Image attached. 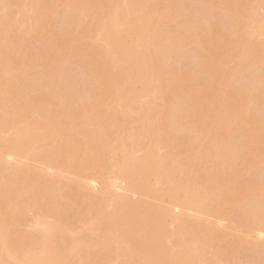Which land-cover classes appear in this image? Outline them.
Instances as JSON below:
<instances>
[{
	"label": "bare ground",
	"instance_id": "6f19581e",
	"mask_svg": "<svg viewBox=\"0 0 264 264\" xmlns=\"http://www.w3.org/2000/svg\"><path fill=\"white\" fill-rule=\"evenodd\" d=\"M212 1L166 0L180 23L175 31L165 32L160 26L162 14L158 27L152 22L154 0H51L48 5L45 0H32L19 11L17 20L10 16L8 3L0 0V10L6 12L0 17V129H11L4 141L7 146L0 143V173H8L9 158L17 159L14 182L0 184V250L5 258L15 260L4 264H64L74 240L56 219L74 218L73 209L97 201L84 193L89 182L73 179L71 168L79 162L80 171L98 164L109 122L117 126L137 121L145 139L137 144L134 137L130 143L119 139L113 147L119 153L114 158L116 189L110 207L95 214L103 229L95 235L102 248L94 255L95 264H216V259L227 264H264V147L260 146H264V90L255 97L261 119L246 108L242 91L264 81V63L256 80L241 90L227 89L240 65L246 68L254 59L264 60V52L251 42L245 48L224 47L229 32L222 23L228 20L245 29L248 25L239 21L242 11L237 0H225L226 13L220 16L214 15ZM143 6L148 12L137 13L136 8ZM32 7L39 21L18 36L16 23H30ZM59 9L66 11L59 20L60 33L47 40L45 26L56 19ZM96 28L103 29L105 43L77 48L90 60L80 61L83 73L71 70L65 62L77 52L78 37ZM254 33L264 36V19L257 21ZM29 37L38 44L28 43L23 50L21 41ZM144 39L145 45L140 46ZM247 52H252V59ZM197 55L200 64L193 61ZM230 58L237 60L236 66L227 70ZM162 60L173 65L162 66ZM182 65L190 66L192 72L182 70ZM196 65L206 69L203 86L195 76ZM162 73L171 77L169 97L178 106L168 107L159 121V104L167 102V97L157 104L153 82ZM191 81L195 85H189ZM18 84L23 91H17ZM84 91L87 101L81 111L72 108L83 99ZM112 96L115 99L110 101ZM144 98L154 99L146 103ZM102 106L116 111L102 113ZM4 107L11 112H4ZM26 111L33 115L30 124L22 121ZM236 119L242 137L235 136ZM95 123L96 130L90 131L87 126ZM157 130L173 151L165 159L157 153ZM55 138L61 140V147L53 148ZM135 145L140 147L138 156L132 151ZM43 147L50 150L41 153ZM178 153L191 164L179 166L182 180L172 183L170 172L176 168ZM208 158L218 166L213 173L203 170ZM35 160L42 165L36 166ZM59 164H65L63 171L57 170ZM238 165L243 172L254 169L262 174L251 175L237 186ZM220 183L225 184L222 190L216 188ZM47 186L50 191L45 193ZM57 186L66 193L59 195ZM31 199L57 218L39 221L34 238L21 237L16 224ZM68 204L73 208H67ZM57 207L63 208L62 214L55 212ZM232 211L238 214L236 226L229 229L224 220ZM230 235L238 238L234 249L244 260L210 251L212 243ZM23 242L38 245V250L23 253ZM252 252H258L259 258L250 260Z\"/></svg>",
	"mask_w": 264,
	"mask_h": 264
},
{
	"label": "rangeland",
	"instance_id": "374dc122",
	"mask_svg": "<svg viewBox=\"0 0 264 264\" xmlns=\"http://www.w3.org/2000/svg\"><path fill=\"white\" fill-rule=\"evenodd\" d=\"M4 2H7L10 7V16L17 20L19 18V11L26 6L30 5L32 0H3ZM157 1V7L156 12L154 15H152V22L155 24L158 23L159 17L162 14L164 16V20L161 22L160 19V26L162 30L165 32L170 31L173 32L177 29L180 23V18L176 15L175 12H173L168 6L166 0H154ZM225 0H213V12L215 16H220L221 14H225L224 9V2ZM51 2V0H45V5H48ZM6 3V5H7ZM237 5L240 7L242 13L241 18H239V21L244 24L246 23L248 27L245 29L243 27H237V25H233L228 20L224 23H222V28H226V30L229 32L228 36L224 40V47H227L228 49L230 46H239L240 48H245L246 45L251 42L253 44L258 45L259 50L264 52V36L258 35L254 33L255 26L257 24V21H261L264 19V0H237ZM65 10L59 9L56 19L48 24H46V36L47 40H50L51 38L59 35L60 33V18L65 13ZM137 13H147L148 7L145 6L140 7V10L136 8ZM6 14L5 11L0 10V17H3ZM31 16L32 20L30 23L26 24H20L16 23V34L18 36H22L23 32L25 33L30 27L36 26V24L39 21V14L38 11L32 7L31 9ZM85 31V30H83ZM89 32V31H88ZM147 39L141 40L139 42V45H145ZM30 43V45H37L38 41L35 37H29L27 38V42L25 40L21 41L22 49L26 50L27 44ZM105 43L104 41V31L103 29L96 28L94 30H91L90 34H86L83 32L77 39L76 42V50L77 48L79 50L85 48L88 45H94V44H100L103 45ZM229 46V47H228ZM226 48H224L225 50ZM226 51V50H225ZM249 52H247L248 54ZM224 54V53H223ZM252 54V52H251ZM251 54H248V58L252 57ZM206 57H211L212 55L209 53L205 54ZM69 58V59H68ZM66 60V66H68L71 70H74L76 72L83 73V68L80 65V61H88L90 60L89 56L77 51L75 53H71L69 57ZM253 58V57H252ZM251 58V59H252ZM263 59V58H262ZM262 59H254L252 60V63H249L245 68V64L240 65V70L237 74L234 75V78H232L231 82L227 86L228 90L237 91L241 90L243 86H245L249 81L256 80L257 77L262 74L263 71L262 63H264V60ZM193 61L196 64L201 63V58L199 55L195 56ZM236 61L232 58L228 59L226 61V69L232 70L236 66ZM251 61V60H250ZM249 61V62H250ZM246 62V61H245ZM162 66L164 64L172 66L173 64L168 63L164 60H162ZM194 63V64H195ZM218 65V64H217ZM198 67V71L196 72L195 76H197V81L200 84V86H203L207 81V74L206 69L204 70L202 66L196 65ZM190 68V69H189ZM182 70H186L189 72H192L191 67L188 65H182ZM43 73L42 71L38 73L40 75ZM36 74L35 72H32V77H34ZM37 75V76H38ZM36 76V77H37ZM206 76V77H205ZM88 76L84 75L83 80H87ZM171 77L167 74L162 73L160 78H157L156 81L153 82V85L156 87V102L161 101L160 99L167 97V102L159 104L161 105L158 108V114L157 119L159 121H163L165 117L164 113L170 108H177V102L174 98L171 96L169 97V94L173 90V85L170 81ZM194 83V82H193ZM192 81L189 82V85H195ZM256 86L242 90L243 91V98L245 99L244 104L246 108L252 112L256 113V118L261 119L263 118L262 115L257 113V104L255 102V97L259 93L260 90H264V81L255 84ZM17 91L21 92L23 91V88L20 84L17 85ZM87 95L86 91L83 92V99L79 100L72 108L78 109L81 111V107L83 104L86 103V99L84 98ZM172 95V94H171ZM115 99V96H112L110 98V101H113ZM154 98H144L142 99V102H153ZM2 110L6 113L11 112L10 107H4ZM100 111L103 112H114L116 111L111 106H102L100 108ZM138 114H135L134 116H137ZM24 116V115H23ZM33 119V115L29 113V111L25 112V116L23 118V122L25 124H30L31 120ZM140 119V118H139ZM237 119L233 123V129L235 132V136L239 137L242 135L238 132V128L236 125ZM141 123L137 121L135 124L130 123H123L120 125H117L114 122H109L106 125L105 129V136H106V145L103 147L102 151L103 154L98 162V164L94 167H88L82 171L79 169V164H76L74 167L71 168V172L73 173V179L79 181V182H89L88 186L86 187L85 194L89 196H93L96 198V202H94L91 205H82L78 206L71 212L74 215V218L65 217L62 220L56 219L54 213H47L44 212L43 209L38 208L34 205L35 200L31 199L29 200V203L27 206L24 207L22 214L21 222L16 224V229L18 231V234L21 237L30 236L34 238L38 231V225L39 221L42 220H49L53 221L56 219L58 221V224L63 226L64 228V234L72 238L73 245L72 250L69 252L64 264H95L96 259L94 258V255L97 254L102 250L101 246H98L97 244L100 243V240L97 238L95 239L96 234L102 233L103 229L102 226L97 224V220L95 219L96 212L103 208L107 209L110 207V203L112 200V196L114 194V190L116 189V166L114 164V158L119 156V153L116 152L113 147L116 144V142L119 139H122L126 143H130L131 139L134 137L136 139V144L140 143V140L145 139L144 131L140 129ZM87 128L92 131L96 130L97 124L88 125ZM264 131V130H263ZM264 133V132H262ZM11 134V129H0V143L3 146H7V143L4 142L8 139V137ZM154 136V134H153ZM243 136V135H242ZM240 136V137H242ZM80 137V136H79ZM78 137V138H79ZM154 139L159 142L157 147V153L158 156L162 159L167 158L170 156L173 151L171 148L166 144V138L162 134L160 135L159 131L157 130L155 133ZM1 146L0 148H2ZM53 148H59L62 146V142L60 139H56L54 143L52 144ZM260 146L263 148L264 146L260 144ZM50 149L48 147H43L39 151L41 153L48 152ZM132 151L135 155H140V147L135 145L134 148H132ZM176 168L171 170L170 172V181L172 183H178L182 180V177L178 174L177 170L179 166H183L186 164H191L183 154L178 153L176 154ZM17 159L16 158H9L8 159V173H0V184L1 185H11L14 182V177L12 175L13 166L16 164ZM36 166L42 165V162L40 160H35L34 162ZM65 165V164H63ZM63 165L59 164L57 167L58 171H63ZM204 168L203 170L205 172L213 173L218 169V166L213 162L212 159L208 158L203 162ZM240 174L238 175L236 182L237 186H240L245 178L250 177L251 175H260L262 174L259 170L249 169L248 171L243 172L240 170L239 165L237 166ZM67 182V181H66ZM185 185V184H184ZM225 187L224 183H220L217 185L218 190H222ZM59 190V195H64L66 193V190L61 189L60 186H57ZM162 190L167 191L168 186L161 185ZM50 191V188L44 187V192L47 193ZM74 200H78L77 196H74ZM34 205V207L31 205ZM37 205V204H36ZM39 206V205H38ZM221 207H223L222 204H220ZM42 207V206H41ZM67 208H73L71 204H68ZM55 212H59L62 214L63 208L57 207L55 209ZM238 214V211H232L228 217L224 220L225 226L229 229L236 226V216ZM207 215V212L204 213V216ZM80 235H82V238H80ZM238 240L237 237L230 235L225 240H223L220 243H212L210 246V251L212 252H225L227 255H231L235 261H242L244 260L242 254H240L237 250L234 249V244ZM262 244H264V238L261 240ZM59 243L61 244L62 241L59 239ZM38 245L33 244H27L26 242H23L21 244L22 252H26L28 254H34L35 251L38 250ZM248 258L250 260L258 259L259 253L258 252H252L248 255ZM15 260H10V258H5L3 252L0 250V264L4 263H14ZM17 263V262H16ZM216 264H227V261L225 259H216Z\"/></svg>",
	"mask_w": 264,
	"mask_h": 264
}]
</instances>
